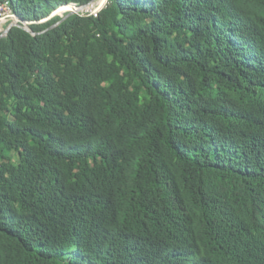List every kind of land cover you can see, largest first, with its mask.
I'll use <instances>...</instances> for the list:
<instances>
[{"label":"trees","instance_id":"1","mask_svg":"<svg viewBox=\"0 0 264 264\" xmlns=\"http://www.w3.org/2000/svg\"><path fill=\"white\" fill-rule=\"evenodd\" d=\"M7 1L0 264H264V0Z\"/></svg>","mask_w":264,"mask_h":264},{"label":"rangeland","instance_id":"2","mask_svg":"<svg viewBox=\"0 0 264 264\" xmlns=\"http://www.w3.org/2000/svg\"><path fill=\"white\" fill-rule=\"evenodd\" d=\"M97 1L98 0H96L95 3H97ZM105 3H106V1H105ZM63 11L64 10L60 11V9H59V10L53 12L50 15V18L53 17V16L64 17L69 12V11H65V12H63ZM10 15L11 16L9 18L0 20V35H4L5 34V29L10 24L17 23V21H18L17 16L15 14H13L12 12L10 13ZM23 24H24V26H27L28 22H24ZM3 134H4V137L7 139V141L10 143V145L13 148L18 149V150L22 149V143L19 140H17L15 137H13L12 135H10L7 132H3ZM13 162H14V160H12V161L0 160V175H2V176L8 175V173L11 172L12 169H13Z\"/></svg>","mask_w":264,"mask_h":264},{"label":"built area","instance_id":"3","mask_svg":"<svg viewBox=\"0 0 264 264\" xmlns=\"http://www.w3.org/2000/svg\"><path fill=\"white\" fill-rule=\"evenodd\" d=\"M104 5L98 6L97 3H94L93 5H91L89 7L82 8V7H77L73 4H70V5L64 7V8H66V10H64L63 12L69 11V12H74L76 14L90 15V16L96 17L98 12L104 7ZM11 12H12V9H11L10 4L7 0L0 2V20L9 18L11 16L10 15Z\"/></svg>","mask_w":264,"mask_h":264},{"label":"water","instance_id":"4","mask_svg":"<svg viewBox=\"0 0 264 264\" xmlns=\"http://www.w3.org/2000/svg\"><path fill=\"white\" fill-rule=\"evenodd\" d=\"M96 2V0H91L88 4L84 5V6H81L82 8H85V7H89L91 5H93L94 3ZM72 14H76L74 12H68L66 16L68 15H72ZM12 26H21L23 29H25L26 31L30 32L31 34H33L31 32V30L29 29L28 26H24V25H19L17 23H14V24H10L6 29H5V34L8 32V30L12 27ZM4 34V35H5ZM4 35H0V37H3Z\"/></svg>","mask_w":264,"mask_h":264}]
</instances>
